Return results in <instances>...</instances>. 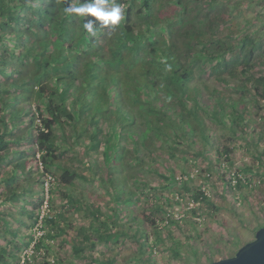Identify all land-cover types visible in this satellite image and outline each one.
Here are the masks:
<instances>
[{
    "label": "trees",
    "instance_id": "obj_1",
    "mask_svg": "<svg viewBox=\"0 0 264 264\" xmlns=\"http://www.w3.org/2000/svg\"><path fill=\"white\" fill-rule=\"evenodd\" d=\"M26 1L0 0V159L9 154L10 143L25 140L32 148L30 160L37 174L34 181L19 182L28 173L27 160L18 151L11 172L2 176L0 170V182L7 185L0 194H5L1 202L14 201L33 186L43 193L42 181L49 177V207H61L56 204L58 195L67 207L83 208L96 220L101 209L89 202L91 193L78 191L75 185L78 179L97 181L100 194L94 197L113 201L107 218L119 230L110 234L117 237L126 221L133 222L128 235L143 247L148 237L145 228L157 232L159 228L151 212L139 206L144 200L141 189L145 185L146 189L161 187L154 188L140 172H155L172 180L174 176L159 171L157 162H167L175 157L177 147L186 144L191 148L199 138L204 148L195 153H205L207 158L205 149L211 145L207 119L222 121L233 136H239L241 126L256 124L244 104L246 93L256 103L264 100V73H251L256 45L249 33L235 36L232 30L218 34L228 17L224 0H117L127 8L126 19L115 28H98L95 36L83 29L84 18L63 14V0ZM204 73L244 95L234 98L200 82ZM199 89L214 100L212 106L199 101ZM31 104L35 114L22 126L16 119ZM99 119L107 120L102 139L104 159L96 165L91 161L85 176L72 166L76 154L68 156L59 138H68L69 130L76 142L87 137L86 149L90 151L98 146V135L104 130L98 126ZM261 125L264 127V122ZM156 150L170 157L159 158ZM259 156L264 157V149ZM219 158H214L215 162ZM182 184L186 188L184 181ZM237 185H241L239 179ZM198 195L206 199L203 192ZM41 205L42 201L38 202L29 213ZM161 208L154 202L152 211ZM49 214L41 217L45 233L33 245L35 249L48 250L45 237L66 232L64 209ZM38 215L39 211L36 220ZM0 220L5 221L2 216ZM111 224L101 221L105 227L111 228ZM82 238L92 244L87 233ZM19 248L0 244V264H17L20 258L13 249ZM83 249L84 244L72 245L77 256ZM22 264L29 262L23 260Z\"/></svg>",
    "mask_w": 264,
    "mask_h": 264
},
{
    "label": "rangeland",
    "instance_id": "obj_2",
    "mask_svg": "<svg viewBox=\"0 0 264 264\" xmlns=\"http://www.w3.org/2000/svg\"><path fill=\"white\" fill-rule=\"evenodd\" d=\"M224 3L228 17L219 26L218 34L226 35L232 30L235 31V36L249 33L256 45L251 73L263 74L264 0H224ZM240 79L243 81V77H239ZM199 81H205L211 87L224 90L234 98L244 95L242 91L221 86V83L214 81L211 75L205 73L201 75ZM206 92L199 89L196 97L205 105L212 106L214 100L209 98ZM246 94L244 104L248 106L256 124L241 126L239 136H233L222 121L207 119L211 126V145H207L205 149L207 158L205 153H195L204 148V141L199 138L191 148L186 144L177 147L174 158L171 157L162 164L157 162L159 171L174 176L172 180H165L155 172H140V176L150 181L154 188L161 187L146 189L148 185H145V188L141 189L144 200L139 206L151 212L150 216L156 220L159 228L158 232L149 227L145 228L148 237L143 247L132 234L128 235L133 231L131 229L133 222L126 221L124 231L117 237L110 234L119 230L118 226L112 223L113 221L111 224L107 218L112 210L113 201L108 197L102 199L94 197L95 194H100L97 181L78 179L75 185L76 190L91 193L93 197L88 198L89 202L101 209L102 214L95 220L87 216L83 208L67 207L62 203L64 199L58 195L56 204L61 207H49L47 202L49 177L42 181L43 193L33 186L25 191L24 196L21 194L14 201L1 202L5 194L0 196V212H4L0 216L8 223L4 225L5 221L0 220L2 232L0 244L8 248L20 246L19 249H13V253L20 258L17 264H22L23 260H28L29 264H45L44 261L60 264L61 260L62 264H109L108 258L112 264H209L214 260L232 256L241 245L254 238L259 226L264 225V157L259 156V151L264 149V127L260 126L264 122V100L259 99L256 103L249 100L248 93ZM23 110H26V107ZM30 113L34 114V104H31L27 112L23 111L16 121L24 126ZM106 121L99 119L98 126L104 130L98 135L100 141L98 146L90 151L86 149L89 143L87 137L76 142L74 137L70 136L69 130L68 138L63 139L61 136L59 138L61 144L67 148L65 152L68 156L76 154V159L71 161L72 166L79 172H84L85 176L88 174L86 169L91 161L96 165L104 159L102 139L107 133L105 129H108ZM81 126L79 124L78 128ZM124 142L126 141L123 140L122 143ZM10 144L9 154L3 160L0 159L2 176L11 172L13 167L11 163L16 161L18 151L21 150L27 160L24 166L28 175L25 180L19 182L34 181L37 170L30 160L33 158L32 148L25 140ZM224 148L230 151L225 153ZM217 150L223 152L222 155L220 152L217 153ZM1 154L3 150H0ZM156 154L159 158L170 157L159 150H156ZM219 155L220 161L215 162ZM209 157L212 159V167L209 166ZM34 158L37 159V154ZM224 173L225 177L222 175ZM238 179L241 181L240 186L237 185ZM183 181L186 188L182 184ZM166 184L168 186L163 188ZM6 187V184L0 182V194ZM198 192H203L206 199H201ZM40 201L42 205L39 209L30 214L29 210L34 209ZM154 202L162 205L160 211H152ZM59 209H64L66 221L63 224H66V232L57 233L51 238L45 237L49 244L48 250L43 247L35 249L33 245L45 233V229H41V217L47 213L54 214ZM38 211L36 220L35 214ZM103 219L111 224V228L101 225ZM13 230L17 232L12 233ZM83 233L88 234L92 244L85 243ZM30 236H33V239H30ZM73 243L84 244L83 252L79 256L72 250Z\"/></svg>",
    "mask_w": 264,
    "mask_h": 264
},
{
    "label": "clouds",
    "instance_id": "obj_3",
    "mask_svg": "<svg viewBox=\"0 0 264 264\" xmlns=\"http://www.w3.org/2000/svg\"><path fill=\"white\" fill-rule=\"evenodd\" d=\"M28 1V0H27ZM26 1V2H27ZM32 3H36L34 0ZM63 14L84 18L83 29L95 36L98 28H115L126 19L127 8L117 0H63ZM85 17H92L94 19ZM35 114V110H34ZM32 113L29 114V117Z\"/></svg>",
    "mask_w": 264,
    "mask_h": 264
},
{
    "label": "water",
    "instance_id": "obj_4",
    "mask_svg": "<svg viewBox=\"0 0 264 264\" xmlns=\"http://www.w3.org/2000/svg\"><path fill=\"white\" fill-rule=\"evenodd\" d=\"M209 264H264V225L255 231L252 240L241 245L232 256Z\"/></svg>",
    "mask_w": 264,
    "mask_h": 264
}]
</instances>
